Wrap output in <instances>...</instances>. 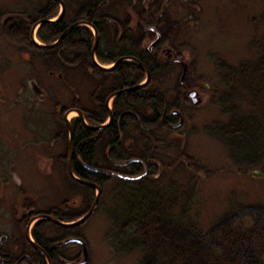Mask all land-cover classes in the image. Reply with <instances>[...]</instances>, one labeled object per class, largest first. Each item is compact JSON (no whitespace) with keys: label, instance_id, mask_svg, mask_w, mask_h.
I'll return each instance as SVG.
<instances>
[{"label":"trees","instance_id":"1","mask_svg":"<svg viewBox=\"0 0 264 264\" xmlns=\"http://www.w3.org/2000/svg\"><path fill=\"white\" fill-rule=\"evenodd\" d=\"M23 1L30 4L29 8L4 13L13 14L4 27L5 38L20 51L37 57L41 61L40 67L49 66L53 71L63 73L61 81L73 88V99L66 104L47 91L55 104L52 115L55 139L63 141L67 149L69 131L58 112L60 106L62 113L68 109L80 110L89 125H102L109 117L106 101L110 95L140 85L145 80V73L132 62L119 63L111 70L99 69L91 58L95 37L87 26L72 29L55 48L37 47L30 39V24L37 19L54 18L57 11L55 8L47 11L49 2L44 0L36 14L31 11L32 0ZM157 12L152 10L145 19L157 24L161 32L159 48L170 47L180 53L176 46L175 26L170 22L158 24ZM82 13L73 12L76 17ZM101 13L102 17L97 18L96 9L92 8L86 20L97 29L100 42L111 46L112 28L115 26L109 22L112 17L106 15L111 14L110 11ZM165 16L170 17L169 12L164 13L163 20ZM182 21L177 24L180 28ZM68 27L69 21L64 15L56 23L42 25L38 38L45 44L56 42ZM116 46L119 52L133 54L138 51L135 41L130 48L125 44ZM250 47L255 54L236 65L217 60L221 62L223 86L217 105L227 120L205 129L232 150L235 164L248 170H261L264 174V32ZM98 58L103 64L118 60L100 54ZM139 59L150 69L151 83L114 100V120L109 126L94 131L83 125L80 118L72 120L74 173L103 190L99 207L108 216L109 223L105 241L117 257L139 254L137 264H264L263 205H239L211 229H204L199 224L198 181L190 175L194 173L195 161L180 145L184 144L182 138L187 123L173 129L170 125L175 120L169 116L173 110L184 114L185 110L193 107L178 78L173 80L171 76L176 71L175 65L160 63L158 56L147 54H141ZM82 69L87 70L86 89L81 85L83 77L79 70L81 72ZM165 77L172 81H166L165 85ZM128 142H132V150L127 147ZM176 148L181 149L173 153H181L187 165L179 161L180 156L175 160L168 153ZM132 159L138 162L128 165ZM159 163L165 170L175 172L173 177L160 174ZM180 173L184 174L183 181L178 180L180 176L177 174ZM69 189V197L49 212L64 222L77 220L88 212L96 194L93 188L71 178ZM74 198H80V201L74 203ZM47 225L60 231L62 236L53 242L48 241L40 232ZM78 228L41 221L35 227V238L45 248L52 263L58 264L54 244L73 236ZM35 257L40 264H46L44 257L36 252Z\"/></svg>","mask_w":264,"mask_h":264},{"label":"rangeland","instance_id":"2","mask_svg":"<svg viewBox=\"0 0 264 264\" xmlns=\"http://www.w3.org/2000/svg\"><path fill=\"white\" fill-rule=\"evenodd\" d=\"M42 1L44 0H36L38 4ZM24 3L23 0H0V7H7L11 10ZM188 3L187 10L178 13L175 7L171 9L170 14L174 19L172 23L177 33L175 35L176 46L180 48V52H185V61L191 62V70L186 83L189 87L200 85L199 91L205 98L200 107L185 110L184 117L187 124L182 138L184 144L180 145H183L185 154L190 155L195 161V167L192 168L194 173H190V175L195 176L198 181L200 215H197V218L199 224L204 229H211L219 223L224 215L239 205L264 206V174L261 170H248L244 166L235 164L230 152L232 150L217 136L211 135L205 129L207 126H213L216 122L227 120L217 105L218 97L223 92L220 76L221 62L217 60L222 59V61L236 65L255 54L254 49L250 46L264 32V0H190ZM181 19L183 26L180 28L177 24ZM0 51L5 53L7 63L11 62L10 66L6 65V68H12V70L6 71L7 77L4 76L6 84H10L12 77L9 75L13 76L16 68L18 72L21 69L25 71L27 64L21 59V51L6 38L0 42ZM40 63L41 61L39 65ZM105 66L110 67L109 65ZM51 71L53 70L49 66H39L36 76L40 85L38 82H32V87L38 88L39 100L43 101L46 98L45 88L50 96H56L60 100L62 99V104L64 102L66 104L67 101L73 99V88L67 87L66 83L61 82L57 77V72L54 76L49 75ZM172 75L179 77L178 70L172 72ZM173 80L175 79L173 78ZM166 81L171 82L172 80L170 77H165L164 83ZM15 88L16 86L7 85L6 90L9 92L10 89ZM25 94L27 95V92ZM53 104L51 97L47 98V102L39 104L40 110L36 114L39 139L49 138L52 119L47 109L49 108L53 112L55 110ZM4 115L9 117L12 113ZM76 116V113H72L69 118L73 119ZM179 149L181 148L170 149L168 153L175 160L177 156H180L179 161L187 165L186 158L182 157L181 153H173ZM61 150H64V153L67 151L60 144V147H54L51 153L58 156L62 153ZM39 153L43 154V149H40ZM41 170L42 168L39 169L40 172ZM40 172L34 171L33 184L30 188L40 196L43 202L42 207L45 204L58 205L62 200L63 181H60L61 178L58 180V175H56L53 185L48 184L47 178ZM174 173L162 169V174H167L168 178L173 177ZM60 174H65V166L60 170ZM178 175L181 178L178 180L183 181L184 174ZM46 192H51L50 200L45 198ZM14 199L15 197L13 198V195L11 193L9 195V191H7L4 206L9 210L7 212L9 214L6 216L7 218L0 220V229L7 225H13V222L18 223V220L14 221L12 218L15 213L13 211H16L14 209L17 207ZM21 227L23 228V226ZM45 227L54 233V228L49 225ZM108 227V216L101 210V207H98L97 212L87 223L78 228V232L82 234L88 244L89 264H137L140 258L139 254L131 253L117 257L111 250L105 241ZM17 232L15 231L13 234L16 236ZM55 235L54 233L52 237Z\"/></svg>","mask_w":264,"mask_h":264},{"label":"flooded vegetation","instance_id":"3","mask_svg":"<svg viewBox=\"0 0 264 264\" xmlns=\"http://www.w3.org/2000/svg\"><path fill=\"white\" fill-rule=\"evenodd\" d=\"M189 1L190 0H48L49 3H47V11H51L53 10V8H55L57 11V15L54 18H50V19L42 18V19H37L36 21H32V23L30 24L31 27L30 39L32 40V31L34 26L43 20L48 19L51 20L50 23H56L64 15H66L69 21V27L66 29L67 31L69 28L73 27L78 23L79 25L75 26L74 28L84 26L81 23H89V21L86 20V18H89L87 13L90 9L92 8L96 9L98 15L97 18L102 17V13H101L102 11L108 10L110 11L111 14H106V15L112 17L110 18L109 22L113 26H115V28H112L113 33L110 40L111 46L107 45L106 44L107 42L104 41L100 42V38L98 37V44L95 52L96 59L99 61L98 58L99 54L106 58L107 57L113 59L117 58L118 60L112 63L115 64L122 58H127V59L135 58L143 62L141 59H139V56H141V54H147L149 56H154V57L158 56L160 59V63L170 62L173 65H175L176 70H178L179 72V77H177V75H173V78L174 79L178 78V81H180L182 87L184 88V93L186 94L187 97V93L189 89L192 88L199 91L200 85L189 87L186 83L188 74L191 70V65L188 69V73L186 75L185 81L183 82L180 79L183 74L182 62L185 61V56H186L185 52L179 53V51H175L170 47L159 48V43L162 39L161 32L157 29V24H152V21L145 19V17L146 15H150V12L152 10L155 11L158 10L156 14V21L158 24L160 22H162L163 24L166 22H170V24H173L172 22L174 21V19L170 14L172 11L171 9L176 7L178 13L183 10H187ZM39 5L40 4H38L36 0H32L31 11L37 14L39 10L38 8ZM29 6L30 4L26 3L21 6L20 5L16 6L14 9L11 10H9V8L7 7L6 8L2 6L0 7V42L5 39L4 27L6 26L8 18L13 17L12 16L13 14L6 15L4 13L21 12L22 8L24 10V8H29ZM63 6H64V10H63ZM61 11H63V14L59 17V13ZM75 11L78 12L82 11L83 13L80 16L76 17L73 14V12ZM165 12H169L170 17L165 16V19L163 20V16ZM41 27L42 25L40 26V28ZM62 35H60V37ZM159 37L160 39L154 44V42ZM134 41L136 42V49H138L137 52L131 54L129 52L116 51V49L118 48V46L116 45L125 44L127 47L130 48L131 44ZM98 45H99V51H98ZM105 45L107 46L105 47ZM111 49L113 50L112 52H110ZM20 53H21V59L24 60V62L27 64L26 70L24 71L23 69H21L18 72L17 68L15 67L16 71H14V75L13 76L9 75L10 77H12L11 79L9 78L11 81L10 84H6L4 76L7 77V75H5V72L8 70H12V68L11 69L6 68V65L10 66L11 62L8 64L5 53L0 51V220L7 218L6 216L9 214L7 213L9 210H7V208L4 206V200L7 191H9V195L11 193V195H13V198L15 197L14 203H16L17 207L14 209L16 211H13L15 213L12 218H14V221L18 220V223L13 222V225H7L6 227L0 229V262L1 264H40L39 261L36 260V257L34 258V254L36 252L38 255L42 257L44 256L37 250L35 245L32 244L30 239L28 238L27 236L28 225L30 221L35 217H38L40 215H51L49 214V212L53 210L55 206L45 204V206L42 207L43 202L40 196L38 195L37 192H34L30 188L31 185L33 184V174L34 171L40 172L39 169L42 168L40 173L47 178L48 184H52L54 182V177L58 175V180L61 178L60 181H63L62 184L63 195L61 197L62 198L61 202L64 201L67 198V196L69 197L70 178H71L67 166L69 143L67 149H65L67 150L65 153L64 150H61L62 153H60L58 156L54 155V153H51V151L54 150V147H60V144L65 146V143L63 141H59L58 139H55V128L53 126L54 120L52 118V115L55 110L51 112L49 108L47 110L51 114V119H52L50 126V135L48 139H39L36 114L40 110L39 104L41 102H47V99L41 102L37 99L36 94L33 92L32 82H38L36 75L38 74L40 60H38L37 57L34 58L30 53H25L22 51ZM91 58L95 63L93 59V47L91 48ZM122 62H132L137 64L132 60H125ZM112 64H108V65H112ZM95 65L97 66L96 63ZM137 65L140 66L139 64ZM86 72H87L86 69H82L81 72L79 70V75L83 77L82 78L83 83H81L83 89L87 88V83L85 79ZM57 73H58L57 77L59 79H62L63 73H59V72ZM49 74L51 76H54L56 75V71L55 72L51 71ZM150 83L151 80L149 84ZM7 85L16 86V88L10 89L9 92H7L6 90ZM25 92H27V95L25 94ZM200 95L203 99L205 98L204 95H202L201 93ZM114 100L111 104L112 109H113ZM107 101H106V105L109 108ZM53 106L55 107V104H53ZM112 109L111 110L109 109L108 120L104 122V124L109 122L107 126H109L114 120V114ZM58 110H59L58 112L62 114V118L67 125L66 113L69 109L63 111L62 113V106H60ZM5 113L6 114L12 113V115L6 117L7 115H4ZM180 113L181 112L176 109L171 111V113L169 114V116L175 120L174 123L171 122L173 123L170 125L171 128L178 129V126L182 121ZM111 114L113 115V118L110 121ZM85 122L88 124L86 118H85ZM85 122L82 121L83 125H85ZM184 124L185 123H183V125ZM93 126H99V125H93ZM39 141L44 145L43 147ZM127 147L130 150H132L133 148L132 142H128ZM40 149H43L44 151L43 154L39 153ZM74 150H75V144H74ZM109 150L110 149L107 150L106 155L108 154ZM57 161H58V165H57ZM44 162H46V165H44ZM133 162H138V161H136V159L134 160L132 159L128 161L127 164L129 165L132 164ZM64 166H65V174L61 175L60 170ZM158 166L161 171L162 170L161 166L160 165ZM73 168H74V157H73ZM50 169L51 171H49ZM53 173L55 174L52 175ZM64 192H66L67 194H65ZM49 197H52L51 192H46L45 198L47 200H50ZM79 201L80 198H76V199L74 198L72 202L78 203ZM18 213H20V215H18ZM36 225L30 229V235L34 240V242L45 251V248H43V246L39 244L35 238ZM21 226H23V228ZM15 231H18L17 232L18 234L16 236L13 234V232ZM40 232L43 233V236L48 241H52V242L55 241L56 239L58 240V238L62 236V233L60 231L55 230L54 233L56 235L55 237L54 236L52 237L54 233L50 232V229L48 228H41ZM72 235L73 236L62 239L61 241H57L56 245L54 244L55 252L58 258V264H71V263L80 264L85 259L84 247L81 244L76 242L75 243L66 242L67 240L79 239V238L85 240V238L77 230ZM13 238L15 239L12 240ZM86 245L88 248V244ZM49 258L51 259L50 256ZM44 259L46 261V264H49L48 260L45 257ZM89 263H90V253L88 255V260L86 264Z\"/></svg>","mask_w":264,"mask_h":264},{"label":"water","instance_id":"4","mask_svg":"<svg viewBox=\"0 0 264 264\" xmlns=\"http://www.w3.org/2000/svg\"><path fill=\"white\" fill-rule=\"evenodd\" d=\"M63 10H64V6H63ZM63 14V11L61 13V15ZM60 15V16H61ZM47 22H50V20H43L41 21L40 23H38L37 25L34 26L33 28V31H32V39H33V42L38 45L39 47H43V48H46V49H51V48H54L55 46H57L58 44H60V42L67 36V34L78 24L74 25L73 27L69 28L66 32L63 33V35L58 39L57 42H55L54 44H51V45H42V44H39L38 42H36V39H35V30L36 28L39 26V25H42L44 23H47ZM83 25H89L87 23H81ZM94 31H95V41H94V46H93V59L95 60L96 62V58H95V52H96V47H97V44H98V31L93 28ZM158 41V40H157ZM156 41V42H157ZM154 42V44L156 43ZM125 60H132L134 62H136L137 64L140 65V67L144 70L145 74H146V81L144 84H140V85H137L135 87H132V88H126V89H123V90H120L116 93H114L110 99H109V103H110V100L113 99V98H116L117 96H120L126 92H130L132 90H135V89H138L146 84H148L151 80V73H150V70L149 68L143 63L141 62L140 60L138 59H135V58H122L120 59L117 63H115L114 67H116L120 62L122 61H125ZM97 63V62H96ZM98 64V63H97ZM183 68H184V74H183V77H182V81L185 79V76H186V71L188 69V65L187 64H183ZM99 67L101 68H104L102 66L99 65ZM104 69H107V68H104ZM33 90L38 94L39 93V90L37 87H34ZM188 97H189V100L190 102L192 103L193 106H200L203 104V99L202 97L200 96L199 92L197 90H191L188 92ZM78 116L81 118L82 121L85 122V118H84V115L81 111H75ZM71 113V111H68L66 113V121H67V126H68V129H69V132H70V140H69V154H68V172L70 174L71 177H73L74 179H77L78 181H80V183H82L83 185H86L90 188H93L97 191V196L95 198V201H94V204L93 206L91 207L90 211L88 213H86L84 216H82L80 219L76 220V221H72V222H64L60 219H57L55 218L54 216H50V215H42V216H38V217H35L34 219H32L28 225V233H27V236L28 238L30 239V227L32 225V223L38 219H42V220H48L58 226H61V227H65V228H73V227H77V226H80L82 225L84 222H86L97 210V207H98V204H99V201H100V198H101V195H102V188L95 184V183H92V182H89V181H86V180H80L79 178H77L74 174V170H73V157H74V132H73V128H72V124L70 122V120L68 119V115ZM113 118V115L111 114L110 116V121L112 120ZM85 125L91 129V130H94V131H97V130H100V129H103L105 128L106 125H101V126H90L88 125L86 122H85ZM128 178V177H127ZM31 243L35 245V247L37 248L38 251H40V253L48 260L49 264H52L51 262V259L49 258L48 254L41 248L39 247L38 245L35 244V242L30 239ZM67 243H79L81 244L83 247H84V261L81 262L80 264H85L88 260V249H87V246H86V243L82 240V239H71V240H67L66 241ZM71 264H74V263H71Z\"/></svg>","mask_w":264,"mask_h":264}]
</instances>
